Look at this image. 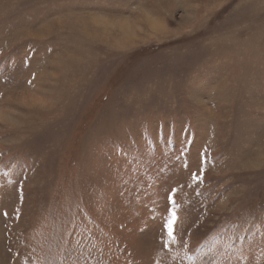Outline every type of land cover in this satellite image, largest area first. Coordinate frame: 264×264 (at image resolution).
Returning <instances> with one entry per match:
<instances>
[{
	"label": "rangeland",
	"instance_id": "1",
	"mask_svg": "<svg viewBox=\"0 0 264 264\" xmlns=\"http://www.w3.org/2000/svg\"><path fill=\"white\" fill-rule=\"evenodd\" d=\"M0 264H264V0H0Z\"/></svg>",
	"mask_w": 264,
	"mask_h": 264
},
{
	"label": "snow or ice",
	"instance_id": "2",
	"mask_svg": "<svg viewBox=\"0 0 264 264\" xmlns=\"http://www.w3.org/2000/svg\"><path fill=\"white\" fill-rule=\"evenodd\" d=\"M28 83L31 84L32 81H28ZM192 175L193 178H196L197 176L196 173H193ZM172 191H175V189H172ZM170 211H171V215L167 218L166 222L161 225V229L167 233V240L162 245L164 248H167L169 246V242H175L177 240L176 235H174V224L176 223V219H177L176 212L174 209Z\"/></svg>",
	"mask_w": 264,
	"mask_h": 264
}]
</instances>
